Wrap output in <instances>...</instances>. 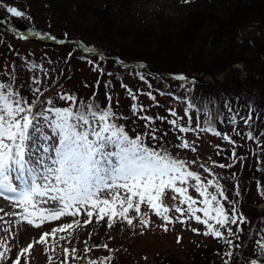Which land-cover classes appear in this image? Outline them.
Here are the masks:
<instances>
[{
  "label": "rangeland",
  "instance_id": "obj_1",
  "mask_svg": "<svg viewBox=\"0 0 264 264\" xmlns=\"http://www.w3.org/2000/svg\"><path fill=\"white\" fill-rule=\"evenodd\" d=\"M100 2L112 4L114 0H100ZM181 4L180 0H131L123 17L135 22L148 21L159 11L169 13L179 11ZM8 7H15L25 15L13 16L7 11ZM36 9L26 5L24 0H0V82L7 83L14 76L9 58L12 64L19 59L18 61H27L31 65L42 63L44 57H47L51 63L63 60L67 66V69L64 68V74L52 68V65L50 70H43L41 75L39 71L32 73L24 62H19L18 74L11 81L13 87L18 89L25 99L31 101L34 87L31 82L33 75L41 79L42 89L47 88L51 80L55 79L56 84L59 83L60 88L64 89L61 90L75 96L77 101L94 100L95 103L99 102L105 107L108 101L103 98L104 91L98 84L110 83L108 91L114 98L112 110L117 116L116 123L124 127L130 138L140 135L144 137V143L148 147L167 148L176 158L185 161L195 160V164L188 165L189 170L196 171L205 183L213 175L219 177V183L227 201L242 202L240 205L246 208L242 211L244 217L249 216L247 211L264 209L263 197L257 190V182H260L263 187L264 183L261 181L264 179L257 180L254 169L250 168V165H256L254 156L250 153L256 145L247 135L251 133V123L249 121L245 123L247 119L242 116L249 114L247 109L250 106L247 105L246 109L242 108V100L247 99L239 94L234 87L237 84L233 82L237 79L244 87H247L256 85L258 80L255 76L247 79L245 65L241 60L234 61L231 66L216 72L217 68L214 65L209 66L203 61H191L186 57L174 58V56L155 51L151 54L155 55L151 58L155 64L153 66L141 60L145 55H150L155 47L142 44L143 42L138 41L132 34L121 33L116 36L113 32L109 33V27L105 24L96 26V13L93 14L82 4L80 7L77 5L69 10L70 19L64 14H61L64 15L63 18H58V14L54 15L52 9L51 12L42 9L38 12ZM253 29V27L243 28V34L249 33L245 40L255 38L254 35H260L261 30L259 32ZM85 49L92 51H85ZM70 52L71 56L68 55ZM53 65L56 66L55 63ZM219 67H224L222 62ZM45 71L47 74L54 73L56 77L50 78V75L44 74ZM226 71L229 72V76H226ZM262 74L264 70L259 75L262 76ZM179 75L186 77V80L176 79ZM141 76L144 77L143 80ZM247 80L252 84H247ZM122 84L127 85V89L121 87ZM221 88L231 90L227 94H221ZM129 89L136 96L135 100L127 94ZM252 89L257 88L253 86ZM148 93H151V97ZM47 99H51L57 107L69 106L71 103L61 100L58 96L54 100L53 97ZM188 102H191L194 107L188 110V115H185L184 110ZM255 103L264 106L260 101ZM133 104L137 105L135 110L132 108ZM169 109L175 110L176 116H172ZM146 115L157 119L155 125L145 121ZM174 119L178 120L181 126L193 130L178 133L177 127L166 122ZM198 122L199 126H197ZM146 123L148 127L144 128ZM151 127L156 129V133H161L157 135V140H153L146 133L151 131ZM209 127L215 131L203 130ZM216 132L220 135H216ZM44 133L49 137V143L56 142L54 130L46 128ZM224 135H228L230 140H224ZM183 141L195 147L196 151H192L191 148H178L177 145ZM233 151L236 153L235 156ZM201 164L209 168L210 173L205 172L200 167ZM220 164H231L232 167L220 168ZM188 183L191 185L195 182L189 180ZM237 186L240 193L238 196L236 195ZM209 191L213 192L215 189L209 188ZM188 194L198 200L203 199L192 187L188 188ZM172 195L173 193L169 190L164 198V203L170 208L168 215L173 220L168 225V231H164L161 227L165 223L162 218L156 216L146 204H142L141 211L147 213L145 218L150 221L147 227L140 224V217H137L134 212L129 213L133 217L132 225L114 218L111 228L107 225V218L98 223L94 215L90 224L73 230L71 244L58 240L60 235H66V233H57V239L48 237L46 245L35 243L43 232H50L63 221L67 223L73 219L83 221L87 219L86 214L81 212L77 217H62L58 221L47 222L37 229L20 220L18 216L5 215V213L21 210L14 208L8 200L0 197V210H2L0 211V217H2L0 241H6L7 246L12 249L8 253L9 260L0 261V264H10L19 248L26 247L29 242H33V248L26 254L28 264H65L64 247L77 248V255L80 257L72 259L69 254L68 264H88L89 259H98L110 254L120 257L123 264H143L147 260L155 264L162 258L169 259L170 263L179 259L187 264L194 252L198 254L201 250H207L209 253L216 246V240L219 244L223 241L203 235L205 226L195 220L180 223L176 217L181 214L175 212L172 205L177 204L181 207L186 205H178V201L171 199ZM196 206L203 207L199 203ZM197 214L203 216L202 213ZM261 223L262 221L255 224V227H251V224L248 226V229L251 227L249 233L253 234L254 240L259 239L255 237L258 230L261 231V235L264 234ZM193 228L199 231L193 232ZM178 236L179 242H177ZM231 239L234 245H241L238 249H232L234 256L230 261H234V264H247V261L258 255L255 251L257 247L255 241L250 245L245 244L244 254H248V257L246 261H243L242 255L238 253H241L244 243ZM85 242L91 249L87 253L84 252ZM102 243H106L113 252L109 253L105 248L93 247ZM223 250L227 251L228 246L225 245ZM224 259L227 257L223 256ZM21 264H24L23 256Z\"/></svg>",
  "mask_w": 264,
  "mask_h": 264
},
{
  "label": "snow or ice",
  "instance_id": "obj_2",
  "mask_svg": "<svg viewBox=\"0 0 264 264\" xmlns=\"http://www.w3.org/2000/svg\"><path fill=\"white\" fill-rule=\"evenodd\" d=\"M7 11L16 17L25 15L15 7H8ZM68 55L71 56L72 53ZM27 67L29 71L35 72L39 66L32 64ZM44 74L47 75V72ZM14 78L12 76L7 83L0 82V197L21 211L5 215L18 216L37 229L62 217H77L81 212L87 216L83 221L73 219L52 228L50 232H43L35 243L46 245L48 237L55 240L57 233H66L60 235L58 240L71 244L73 230L90 224L94 215L98 223L107 218V225L111 228L114 218L132 225L133 217L129 213L134 212L140 217V224L147 227L150 221L145 218L147 213L141 211L142 204H146L156 216L162 218L165 223L161 227L168 231V225L173 220L168 215L170 208L164 203V198L170 190L173 201H178V205H186H172L175 212L181 214L176 219L182 224L186 220H195L204 225L203 235L212 236L228 246V250L223 253L227 257L223 264H230L234 256L232 249L241 247L239 244L234 245L231 238L239 239L237 233L242 231L240 225L247 220L242 214H238L235 202H229L231 206L225 208L222 201H227V197L219 183V177L213 175L205 183L196 171L189 170L188 165L195 164V160L176 158L167 148L148 147L144 143V137L140 135L130 138L124 127L116 123L117 116L112 110L114 98L108 93V103L103 108L94 100L77 101L75 96L69 94L60 95L59 98L71 102L70 105L57 107L51 99H41L44 93L39 76L32 77L34 87L31 101L13 87L11 81ZM140 78L144 79L143 76ZM176 79L184 81L186 77L179 75ZM105 87H110V83ZM121 87L127 89V85L122 84ZM127 94L133 100L136 99L130 89ZM148 95L151 97V93ZM193 107L188 102L185 115ZM132 108L135 110L137 105L133 104ZM169 111L172 116H176L175 110ZM145 119L151 121L153 118L148 116ZM168 123L177 127L181 133L193 130L181 126L176 119L169 120ZM245 123L248 121L245 120ZM46 128L54 130L56 142L49 143V137L44 133ZM203 130L215 131L211 127ZM215 134L220 135L219 132ZM148 135L153 140L158 139L155 128ZM247 135L250 139L253 138L251 133ZM223 139L229 141L230 137L224 135ZM177 147L196 151L187 141L179 143ZM235 155L233 151V156ZM200 167L210 173V169L204 164ZM219 167L230 168L232 165L220 164ZM189 180L195 183L189 185ZM189 187L194 188L203 199L198 200L189 195ZM209 188H214L215 191L210 192ZM257 190L264 196V187L260 182H257ZM239 194L237 186L236 195ZM198 203L203 207H197ZM197 213H202L203 216ZM232 225L236 226L235 231ZM192 231L199 230L193 228ZM179 240L178 236L177 242ZM255 244L258 255L247 261V264H264V236L256 239ZM93 247L113 252L106 243ZM32 248L33 242L20 247L10 264H21L22 256L24 264H28L26 254ZM0 249V261H8V253L12 249L7 246L6 241H0ZM90 250L85 242L84 252ZM77 251L75 247L63 248L65 264H68L69 254L72 259L80 258ZM112 259L110 254L89 259L88 264H110Z\"/></svg>",
  "mask_w": 264,
  "mask_h": 264
},
{
  "label": "trees",
  "instance_id": "obj_3",
  "mask_svg": "<svg viewBox=\"0 0 264 264\" xmlns=\"http://www.w3.org/2000/svg\"><path fill=\"white\" fill-rule=\"evenodd\" d=\"M130 1L114 0L112 4H104L100 0H24V3L29 5V7L37 8L38 12L41 9L51 12L52 9L54 15L58 14V18H63L65 15L69 19L71 18L69 10L74 9L77 5L80 7V4H82L86 6V9L91 10L93 14L96 13V26L105 24L109 27V33L113 32L116 36L121 33L125 35L132 34L138 41L143 42L142 44L155 47L150 55H145L142 58L143 60H141L153 66L155 64L151 58H154L155 55L152 56L151 54L155 51L162 52L168 56H174V58L186 57L191 61H203L204 64L209 66L214 65L217 68L216 72H220L226 69L227 66H231L234 61L241 60L245 65V76L247 79L255 76L256 80H258L256 85H248L247 87H244L237 79L233 82L237 84L234 87H236L239 94L244 99H247L245 101L242 100V108L246 109L247 105L250 106L247 109L249 114L242 115L251 123L252 141L256 145L250 151L254 156L253 159L256 165H250V168L254 169L257 180L264 179V106H259L255 103L260 101L264 104V81L262 80L264 79V74H262L263 77L259 75L264 70V0H187V2L180 0L182 7L179 11H175L174 13L159 11L148 21L138 22L127 20L123 17V15H126L124 11L129 7L128 3ZM71 13H73L72 10ZM246 27H253V30L257 29L259 32L261 30L260 35H254L255 38L245 40L249 33L243 34L242 30ZM9 60L14 76L18 74L19 62H24L27 66L31 65L27 61H18L19 59H16L17 62L15 64H12L10 58ZM42 60V63L37 64L39 67L36 70L39 71L40 75L43 70H50L51 65L52 68H56L61 74H64V68L67 69L63 60H57L52 63L47 57H44ZM221 62L224 66L222 68L219 67ZM54 63L56 66L53 65ZM27 69L29 70V68ZM228 74L229 72L226 71V76H229ZM47 75H50V78L52 76L56 77L54 73L53 75ZM27 84H29V81H27ZM247 84L252 83L248 82ZM98 85L104 91L103 98L107 100L106 93L110 94L108 91L109 87H105L106 84L103 83ZM253 86L257 89H252ZM61 89L63 88H60L59 83L56 84L55 79H52L51 84L49 83L47 88L42 89L44 95L41 99L47 100V98L53 97L54 100L56 96L59 97L66 94L63 91L64 89ZM221 89V94H227L231 90L227 88ZM96 104L103 107L99 102ZM116 105L118 104L116 103ZM145 117H148V115ZM155 120L157 119L153 118L151 121L145 119L151 125H155ZM161 120L163 121V119ZM166 122L168 123V121ZM145 126L147 128L148 124L146 123L144 128ZM149 132L146 131L147 134ZM177 132L179 133L180 131ZM158 134L161 133H156V135ZM261 182L264 183V181ZM260 196L264 200V196ZM229 202H234V200L224 203L226 209L231 206ZM240 204L242 202H235L238 214H242V211L246 210ZM247 212L249 214L246 217L247 222L240 225L242 231L237 233L239 239L234 238V240L243 242V246L245 244L250 245L255 241L253 234L249 233L251 227H255V224L262 221L261 226L264 229V209L260 211H257V209L254 211L253 209ZM249 224H251V227L248 229ZM232 228L235 231L236 226L232 225ZM260 233L261 231L258 230L255 237L260 238V236H264L263 233L262 235ZM224 247L225 244L223 242L219 244L216 240V246L209 253H207V250H201L198 254L194 252L187 264H223ZM244 250L245 246L238 255H242L243 261H246L248 254H244ZM244 255L245 257H243ZM112 256L113 259L110 264H123L121 262L122 259L116 254ZM105 264H109V262H105ZM143 264L154 263L147 260ZM155 264L185 263L179 259L173 260L170 263L169 259L162 258V260L159 259ZM230 264H234V261H230Z\"/></svg>",
  "mask_w": 264,
  "mask_h": 264
},
{
  "label": "bare ground",
  "instance_id": "obj_4",
  "mask_svg": "<svg viewBox=\"0 0 264 264\" xmlns=\"http://www.w3.org/2000/svg\"><path fill=\"white\" fill-rule=\"evenodd\" d=\"M64 223H67V222L63 221L62 224H64ZM68 223H69V221H68Z\"/></svg>",
  "mask_w": 264,
  "mask_h": 264
}]
</instances>
